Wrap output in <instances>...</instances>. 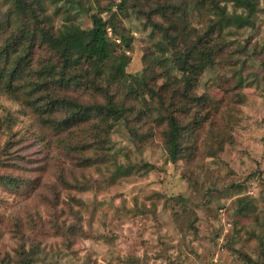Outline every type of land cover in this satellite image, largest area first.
<instances>
[{
    "label": "rangeland",
    "instance_id": "1",
    "mask_svg": "<svg viewBox=\"0 0 264 264\" xmlns=\"http://www.w3.org/2000/svg\"><path fill=\"white\" fill-rule=\"evenodd\" d=\"M40 1L53 34L67 20L90 29L95 15L114 26L116 44L126 37V112L97 143L76 148L86 143L84 125L66 130L60 108L45 117L52 126L37 113L44 118L54 101L33 90L41 72L60 70L55 51L41 39L11 70L14 91L0 92V176L10 179L0 182V264H23L20 255L31 264H246L240 252L264 264V0H251L249 25L221 35L211 5L245 16L242 0H127L122 12L121 0ZM15 2L0 0V14L12 13L17 28ZM166 2L189 7L177 14L191 32L169 50L149 16ZM203 32L216 55L188 87L169 58ZM7 42L0 36L2 72L23 49ZM68 95L101 99L89 84ZM169 113L181 127L174 160L164 138Z\"/></svg>",
    "mask_w": 264,
    "mask_h": 264
},
{
    "label": "trees",
    "instance_id": "2",
    "mask_svg": "<svg viewBox=\"0 0 264 264\" xmlns=\"http://www.w3.org/2000/svg\"><path fill=\"white\" fill-rule=\"evenodd\" d=\"M32 1V5L27 4L25 0H16L12 4L13 9L17 12V17L21 18L22 21V24L16 26L17 28L12 25V20L8 18L11 17V12V14H0L1 29L6 26L7 22L11 23L8 26L11 32L8 34L10 30H6L0 36H4L9 45L13 42L23 47L20 50V56H18L16 61H13L12 66H9L11 59L8 56L6 59L7 65L2 64L3 72L0 68V92L6 93L8 91L12 93L14 91L9 89L10 85L14 83L13 80L9 79V73L11 70H16L22 66L21 63L30 55L29 50L35 46L36 42L39 43V40L42 39V42L46 45L48 44V47L53 49L58 56L60 70L57 73L54 70L48 69L45 70L46 72L40 73V79L44 83L42 81V84L38 83L33 91L36 93L45 91L47 97H50L54 101L47 107V110L50 108L48 112L45 111L43 113L44 118L41 111L37 110L39 119L46 121V116L51 117V115H56V108H60L61 115H64L62 125L66 130L84 125L82 126V134L83 141H86V143L75 141L73 143L75 147L77 148L80 144L90 146V144L92 145V143H97L100 140L101 133L111 131L115 123L125 117L126 109L121 98L125 95L123 85L127 82L125 67L129 63V58L124 52L129 49L130 44L125 36H120L121 43L116 44L109 37L107 30L111 27L113 33L117 35L114 26L110 21L107 22V20H103L101 17L95 15L90 18L92 24L90 29H83L79 25L67 20V24H63L62 28L56 31V34H53L44 28L45 25L47 26L46 22L49 21L48 16L44 13V5L40 0ZM126 3L127 0H121V3L117 6L120 12L123 11ZM211 6L213 10L217 11L215 15L219 17V20L214 22L211 29L215 30L213 34L218 35H221L223 30L231 24H236L239 28L249 25L255 12V5H253L251 0H242V7L247 10L245 16H231L226 14L223 8L216 5ZM184 7L183 4L180 6L179 3L168 4L166 2L150 10L149 16L156 15V20H153L151 23L155 25L157 32L160 33L161 43L167 49H172L181 36H191V32L185 22L177 14L180 11L188 12L189 7H186V9ZM210 35V32L198 34L195 41H190V45L188 44L186 52L183 55L174 53L169 58L177 70L182 73V79H184L188 87L193 85L192 80H196V75H200L205 69L210 67L211 59H214L216 55L214 49L207 46ZM122 45L124 46L123 48ZM117 57L120 59L119 62L113 64L110 60ZM70 67L73 68L69 69ZM7 69H9L8 72ZM50 70L52 72H49ZM70 71L74 76L70 74V77L67 78V74ZM45 75L50 77L46 78ZM87 84L91 85L94 91L100 93V100H94L89 104L80 102L78 99L68 95L69 90L73 87L77 89L87 88ZM131 84L128 83L129 88ZM144 88L149 91L152 90L146 84ZM135 91L138 93L136 89L133 90L132 88L129 93H134ZM117 95L118 98H116ZM163 121H165L166 126L164 133L165 145L170 150L171 159L174 160L180 151L179 139L181 137V127L174 114H167L163 117ZM47 122L48 125L52 126L51 121H46V124ZM59 178L62 185H69L61 177ZM8 179L9 177L0 176V182L9 181L10 179ZM237 256L246 262V264H260L259 261L248 254L240 252ZM20 257L23 264H31L29 255L26 257L20 255ZM261 257L264 258V255Z\"/></svg>",
    "mask_w": 264,
    "mask_h": 264
}]
</instances>
